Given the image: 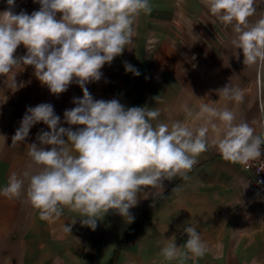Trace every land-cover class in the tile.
<instances>
[{"label":"clouds","instance_id":"clouds-1","mask_svg":"<svg viewBox=\"0 0 264 264\" xmlns=\"http://www.w3.org/2000/svg\"><path fill=\"white\" fill-rule=\"evenodd\" d=\"M34 2L40 9L30 15L15 12V0H7L8 9L0 12L3 89L15 93L24 87L17 75L31 66L51 94L59 96L77 84L83 96L73 97L75 107L63 113L68 127L61 126V117L49 103L27 109L12 144L23 142L37 123L43 122L49 130L37 134L40 146L27 145L36 170L25 171L24 179L12 173L0 195L20 197L27 179L26 198L42 220L58 219L67 208L79 214L82 226L95 230L109 210L131 223L135 217L130 209L138 205L141 193L163 195L165 181L189 180L198 157L207 151L210 130L219 134L214 143L225 161L247 165L261 158L264 132L257 135L253 125L260 123L264 128V122H236L235 111L227 106L202 102L194 113L182 105L186 117L199 122L195 127L185 120L153 124L161 115L160 108L126 107L115 98L94 99L89 92L86 85L100 81L104 65H110L133 43L138 17L151 13L150 0ZM254 4L255 0H208L207 5L213 16L231 26L235 33L231 43L242 51L245 66L264 62V17L255 24L248 20L256 12ZM21 45L27 51L17 56ZM124 68L140 75L128 62ZM217 93L223 101L244 100L243 89L230 84ZM179 190L178 185L172 189ZM154 203L153 198L152 207ZM64 231L71 233V225H64ZM183 231L187 240L182 246L176 245L174 236L165 239L160 251L163 261L185 264L190 257L205 255L206 244L197 227L187 225Z\"/></svg>","mask_w":264,"mask_h":264},{"label":"crops","instance_id":"crops-1","mask_svg":"<svg viewBox=\"0 0 264 264\" xmlns=\"http://www.w3.org/2000/svg\"><path fill=\"white\" fill-rule=\"evenodd\" d=\"M150 4L152 6L151 13H141L138 19L147 17V25L149 24L147 31H154V38L160 41L156 45L157 50L154 54L158 67L153 71L154 73L152 72V75L161 78L159 88L169 89L166 95L158 96L162 102H157V98L154 96L153 101L149 102L150 107L155 108V105L157 107L158 104L167 105L162 108L163 111L168 110L175 116L177 113L184 114V119L188 121L193 118L186 117L182 111V105H187L195 113L198 111L200 103L209 102L213 106H227L235 111L236 122L245 120L250 124L254 120L264 122V64L262 65V62L250 66L243 64L242 51L235 49L231 43L235 36L233 31L216 33L203 30L201 24L213 25L217 20L208 10V0H150ZM259 4L262 5L255 0L254 6H259ZM8 7L7 0H0V12L7 10ZM188 7L196 9L195 13L191 14L197 21L196 24L199 23L194 34L187 31ZM39 9L40 4L34 0H15L14 11L17 13L23 10L30 15ZM171 16L174 18L172 27H161L165 23L168 25L171 23ZM59 17L58 13L57 18L59 19ZM262 17H264V5H262V11L260 10L255 15L253 24ZM176 19L179 22L177 29L174 26L177 22ZM248 20L250 23L252 17H249ZM142 23L143 21L137 22L135 37L138 34V27H141ZM154 25L158 29H151ZM191 39H193V45L190 43ZM26 51V48L21 45L15 55H24ZM188 52L193 53L195 58L198 57L194 64L193 56ZM4 80L5 77L0 76V94L3 92ZM20 82L23 81L19 80L18 83ZM121 84L128 85L127 92L130 97L127 100L133 99L134 104H139L144 80L129 79L126 82L122 81ZM227 84L243 89L244 100L242 103L219 99L217 90ZM115 98L117 97L115 96ZM198 98H203V101ZM21 119L23 116L18 117V120ZM198 123L194 120L191 126H198ZM253 127L256 128L257 135L264 132L260 123L254 124ZM2 134L0 189L7 185L11 171L14 169L17 159L14 153L21 150V144H12L10 141L11 131L5 129ZM218 135L214 131H209L207 151L198 157V163L192 169L197 171L194 174V179H191L194 191L202 194L200 196L203 198L204 204L205 200L211 199L210 222L196 221V224H190L197 227L202 241L206 244L207 251L202 257L188 258L185 264H253V262L264 264V193L256 195L252 200L247 199L246 196L251 189L248 183L250 172L242 164L225 161L222 158L214 143ZM191 180H187V182L191 183ZM174 193L170 192V194ZM16 202L20 209L21 196L7 198L0 195V264H17V259L26 255V248L31 245L30 242H35L37 248L39 240L41 242L45 240V235L42 236L41 233H49L56 227L63 228L64 231V225H71L72 232L80 233L95 231L99 226L106 227V224H108L107 235L105 234L104 239L100 241L98 258L95 262L91 263L87 256L74 261L73 264H107L112 258L118 242L134 225L137 227L131 232L129 244L109 264H161L163 261L160 253L155 251L161 250L164 241L161 244L139 243V247H135L137 242L131 244L133 231L148 225L150 211L154 208L152 205L144 207V213L138 223L134 222L135 219L128 223L127 218L116 213L114 215L106 214L98 221L97 228L92 230L87 226H82L79 214L67 208H64L63 214L58 219L42 220L38 210L31 206V215L20 217L18 222L14 213L11 212L12 205L17 207ZM146 215L147 218L144 219ZM76 219L77 221L71 224ZM114 229L117 230L116 235ZM32 235L33 237H31ZM39 236L40 238H38ZM173 236L178 247L186 243L187 235L183 230L169 231L168 238L171 239ZM143 250L147 251L145 256ZM24 251L26 252L24 253ZM156 254L158 256H155ZM163 264H177V261H163Z\"/></svg>","mask_w":264,"mask_h":264},{"label":"rangeland","instance_id":"rangeland-1","mask_svg":"<svg viewBox=\"0 0 264 264\" xmlns=\"http://www.w3.org/2000/svg\"><path fill=\"white\" fill-rule=\"evenodd\" d=\"M259 3L264 5V0H257ZM191 3V1H188ZM258 5V4H257ZM254 6L256 12L250 21L251 24L254 22L255 15L262 11V5ZM194 7L187 8V31L190 34H194L197 31L196 24L197 21L191 16L195 13ZM173 16V15H172ZM171 16V23L161 25V27L171 28L173 25L174 18ZM144 18V17H143ZM139 18L136 21L135 27H137V22L142 23L141 27H138L137 37L133 36V43L126 46V50L122 55L114 58L113 62L108 65L105 64L101 69L102 78L98 82H91L86 85L89 92L92 94L94 99H104L111 100L115 96L122 104L126 107H150L149 102L153 101L154 96H164L169 90L168 88H159L160 79L153 77L152 72L158 67L156 58L154 57L155 51L157 50V44L160 42L154 38V31H147L149 26L148 20L146 18ZM217 18V17H216ZM176 24L174 25L176 29L178 28V19H176ZM215 23L212 24H201L204 31L219 32H231V26H225L218 18ZM136 29V28H135ZM151 29H158L154 25ZM194 37V36H193ZM193 45V39L190 40ZM189 48V47H188ZM193 56V64L196 61L195 55L188 52ZM124 62H128L135 66V68L140 72L139 76H135L130 72H126L124 68ZM264 62H262V65ZM34 69L31 66H27L23 73L17 75V82L23 81L24 87L20 88L18 91L13 93L11 90L3 89L2 94H0V144H3V134L2 132L7 129L11 131L10 141L12 142V137L15 134L17 128H19L22 121L18 120L19 116H24L29 107H35L41 103H49L54 106V111L57 115L61 117V126L68 127L69 125L63 123V113L66 109H71L75 107L72 100L73 97L82 98L83 92L79 85L72 84L69 86L68 90L59 96L50 93L46 85H42L41 82L33 75ZM154 73V72H153ZM135 79L144 80V86L141 88V98L139 104H134L132 100H127L128 89L126 84H121L122 81ZM131 81V80H130ZM129 81V82H130ZM128 82V81H127ZM116 85H118L116 87ZM122 85V86H119ZM122 87V88H121ZM164 90V92H163ZM104 97V98H103ZM131 101V102H127ZM144 101V102H143ZM160 106L161 115L158 120L153 121V124L158 122H170L172 120H185L190 126L193 125L194 120L184 119V114L177 113L176 116L170 113V111H163L162 108L167 105L158 104ZM156 107V105H155ZM150 108H153L151 106ZM75 128V126H72ZM48 131L47 125L43 122L33 125L29 131L28 137L21 142V150H17L14 154L16 155V162L14 163V169L12 173H17L20 178L24 179L23 173L25 171L34 172L35 166L32 164L31 158L28 156L27 145L31 143H36L39 145L37 140V134L41 131ZM1 154V153H0ZM197 170H192L188 175L191 179H194V174ZM27 179H25L24 192L21 195L20 209L18 208V202L13 207L12 213L14 217L19 222L20 217L30 216L31 205L26 198L27 189ZM180 186V190L174 194H170L172 189L176 186ZM2 189V188H1ZM155 191V190H152ZM200 192L194 191L193 181L191 183L182 180L180 177L175 178L172 181L164 182V192L163 195H157L153 197L151 193H141L138 205L130 209V213L135 217V223H138L143 215L144 207L152 205V199H155L154 208L150 211L149 223L143 228L136 229L132 233L131 244L137 242L139 243H159L161 244L165 239L168 238L169 231L172 230H183L184 227L190 224H196L197 222H210V202L211 199L208 198L204 200L201 198ZM147 198V199H145ZM148 206V207H149ZM146 210V209H145ZM144 210V211H145ZM116 212L109 210L108 215H114ZM117 214V213H116ZM254 222V221H253ZM106 224V223H105ZM252 224V222H251ZM108 224H106L107 227ZM125 226V225H124ZM106 227L99 226L95 231H87L80 233H67L63 231V228L56 227V229L48 232L41 233L42 236L45 235L44 242L37 243V248L35 242H30L26 248V255L23 258L17 259V264H73L74 261L79 259L88 258L91 263H94L98 258V250L100 247V241L104 239L106 232ZM108 229V228H107ZM116 235L117 230L114 229ZM168 232V233H167ZM47 233V234H46ZM33 237V235L31 236ZM40 238V236L38 237ZM177 242V241H176ZM80 249V250H78ZM161 250H156V253H160ZM144 256L147 253L143 250ZM155 256H158L157 254Z\"/></svg>","mask_w":264,"mask_h":264},{"label":"built area","instance_id":"built-area-1","mask_svg":"<svg viewBox=\"0 0 264 264\" xmlns=\"http://www.w3.org/2000/svg\"><path fill=\"white\" fill-rule=\"evenodd\" d=\"M261 153V158L249 161L247 165L242 164L250 172L248 183L251 189L246 196L248 200H252L256 195L264 193V146L261 147Z\"/></svg>","mask_w":264,"mask_h":264},{"label":"trees","instance_id":"trees-1","mask_svg":"<svg viewBox=\"0 0 264 264\" xmlns=\"http://www.w3.org/2000/svg\"><path fill=\"white\" fill-rule=\"evenodd\" d=\"M146 218H147V215L145 216L144 219H146ZM136 227H137V226H135V225H134V226H131V227L129 228V230L127 231L126 236H125L122 240H120V241L118 242L117 246L115 247V249H114V251H113L112 258L109 260V262H108L107 264L113 262V261L117 258L118 253H119L122 249H124V248L129 244V239H130V236H131V232H132V230L135 229Z\"/></svg>","mask_w":264,"mask_h":264}]
</instances>
